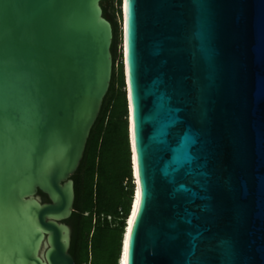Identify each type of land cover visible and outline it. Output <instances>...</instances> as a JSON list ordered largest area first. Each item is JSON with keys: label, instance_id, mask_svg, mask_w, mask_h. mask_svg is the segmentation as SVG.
I'll return each instance as SVG.
<instances>
[{"label": "water", "instance_id": "1", "mask_svg": "<svg viewBox=\"0 0 264 264\" xmlns=\"http://www.w3.org/2000/svg\"><path fill=\"white\" fill-rule=\"evenodd\" d=\"M104 1L0 0V264H74L72 178L113 71ZM120 11L125 264H264V0Z\"/></svg>", "mask_w": 264, "mask_h": 264}, {"label": "trees", "instance_id": "2", "mask_svg": "<svg viewBox=\"0 0 264 264\" xmlns=\"http://www.w3.org/2000/svg\"><path fill=\"white\" fill-rule=\"evenodd\" d=\"M114 2L117 9L113 8ZM106 3L112 9L109 22L113 30V71L83 159L72 178L75 199L66 224L72 230L69 254L74 264H118L135 190L123 63L118 51L121 31L114 17L120 14L121 0L102 2L104 17L109 10Z\"/></svg>", "mask_w": 264, "mask_h": 264}, {"label": "bare ground", "instance_id": "3", "mask_svg": "<svg viewBox=\"0 0 264 264\" xmlns=\"http://www.w3.org/2000/svg\"><path fill=\"white\" fill-rule=\"evenodd\" d=\"M133 172H134V177L137 180V171H136L135 157H133ZM138 203H139V193H138V188H136L134 202H133L132 215H131V217L129 219L130 225H129L128 230H126V233H125L122 264H125V255H126V246H127L128 232H129V229H130L131 224L133 222L134 216L136 214V211H137V208H138Z\"/></svg>", "mask_w": 264, "mask_h": 264}, {"label": "rangeland", "instance_id": "4", "mask_svg": "<svg viewBox=\"0 0 264 264\" xmlns=\"http://www.w3.org/2000/svg\"><path fill=\"white\" fill-rule=\"evenodd\" d=\"M122 1V0H121ZM118 4L116 3V2H114V4H113V8L114 9H117V6ZM106 6H107V8L109 9L108 10V14H109V16H111L112 15V9H111V7H110V5H109V3H106ZM120 6H121V4H120ZM115 20H116V22H117V24H118V26H119V28H120V31H121V29H122V17H121V11H120V14H116L115 16ZM118 51H119V53L121 54V57H123V54H122V51H123V47H122V32H121V35H120V44H119V46H118ZM134 202V201H133ZM132 209H133V206H132ZM131 215H132V211H131ZM131 215L129 216V218H128V225H127V229L126 230H128V228H129V225H130V223H129V219H130V217H131ZM123 248H124V243H123ZM122 258H123V253H122ZM121 264H122V259H121Z\"/></svg>", "mask_w": 264, "mask_h": 264}, {"label": "flooded vegetation", "instance_id": "5", "mask_svg": "<svg viewBox=\"0 0 264 264\" xmlns=\"http://www.w3.org/2000/svg\"><path fill=\"white\" fill-rule=\"evenodd\" d=\"M105 18L109 21V19H110L109 14H107V16Z\"/></svg>", "mask_w": 264, "mask_h": 264}, {"label": "built area", "instance_id": "6", "mask_svg": "<svg viewBox=\"0 0 264 264\" xmlns=\"http://www.w3.org/2000/svg\"><path fill=\"white\" fill-rule=\"evenodd\" d=\"M110 218H108V220H109Z\"/></svg>", "mask_w": 264, "mask_h": 264}]
</instances>
